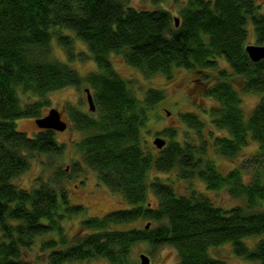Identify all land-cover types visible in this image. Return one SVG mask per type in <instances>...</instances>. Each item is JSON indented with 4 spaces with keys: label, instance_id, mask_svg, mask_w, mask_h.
<instances>
[{
    "label": "trees",
    "instance_id": "obj_1",
    "mask_svg": "<svg viewBox=\"0 0 264 264\" xmlns=\"http://www.w3.org/2000/svg\"><path fill=\"white\" fill-rule=\"evenodd\" d=\"M249 22L256 44L264 45V12L255 0H185L178 25L167 9H138L124 0H0V264H36L41 257L47 264L96 258L135 264L138 243L150 253L174 247L176 264H227L210 249L231 243L237 256L264 264V58L255 62L246 51ZM78 40L85 49H77ZM54 42L68 62L53 56ZM115 54L147 78L171 79L180 68L198 72L201 95L216 102L205 109L208 121L182 112L186 138L180 141L170 128L163 148L146 149L141 131L165 92L150 87L141 106L130 81L115 69ZM88 57L96 69L86 76L69 64ZM83 84L90 85L97 115L70 106L83 132L76 147L97 179L129 205L103 216L81 217L86 209L70 202L65 169L31 187L14 182L34 155L60 156L64 149L56 131L30 133L19 121L44 116L50 93ZM240 91L260 95L247 119ZM22 94L31 100L23 103ZM215 129L226 133L216 135ZM210 141L227 158L256 142L254 156L261 162L251 179L239 168L220 173L208 153ZM154 170H176L180 179H200L211 190L226 186L243 202L227 209L195 190L179 194ZM75 215L78 230L69 235L65 221ZM140 220L147 223L122 227ZM256 236L250 247L245 239ZM36 245L41 252L30 259Z\"/></svg>",
    "mask_w": 264,
    "mask_h": 264
},
{
    "label": "rangeland",
    "instance_id": "obj_2",
    "mask_svg": "<svg viewBox=\"0 0 264 264\" xmlns=\"http://www.w3.org/2000/svg\"><path fill=\"white\" fill-rule=\"evenodd\" d=\"M129 5L138 9H167L171 11L173 19L180 16V11L184 7L185 0H124ZM260 7V11L264 12V0H255ZM256 35L253 30V25L248 23V37L247 44H256ZM77 46L85 49L84 44L78 40ZM53 56L64 62L67 61L64 50L57 44L53 43ZM114 67L117 72L126 80L130 81V86L135 96L140 100L142 106V99L145 98L146 90L150 87L158 88L165 92V99L156 104L150 111L148 123L141 131V140L144 142L146 149H153L157 151L158 148L154 144L156 137H161L168 142L167 132L170 128H175L178 131L177 138L181 141L186 138L188 127L184 125L180 118V113L191 111L200 116L206 122L208 115L205 109L208 110L210 106L216 105V102L207 96H202L199 88L201 80L199 73L187 69H176L171 79H168L164 74H156L151 77L144 76L138 69L129 65L121 55H113ZM77 69L82 76H86L96 69L95 62L90 58L78 59L69 63ZM222 65L225 63L222 62ZM90 87L88 84H83L81 88L75 86H68L60 90L50 93L51 104L44 109L46 115L51 108H57L63 120L67 122V128L64 131H58L57 140L64 145L63 152L60 156H48L46 154H37L30 158V167L21 176L14 179V182L22 187H31L37 184L39 178L46 180L55 170L65 169L70 175V179L64 181V185L68 189L70 202L85 207V212L81 217L103 216L104 214L128 207L129 205L123 200L121 195L113 194L109 189L97 179V173L91 168L87 167L82 159L81 153L78 151L76 144L83 137V132L77 129L74 117H72L70 106L78 108L81 111L96 116L97 113L90 110L87 100L86 88ZM242 99L241 106L244 111L246 119L249 117L251 111L260 99V95L255 92L240 91ZM28 95L22 94V102L28 103L30 101ZM169 113V114H168ZM19 126L22 130L27 132H34L39 129L36 120L33 118H23L19 121ZM211 125L206 124L203 127V135L208 136ZM41 129V128H40ZM189 132L195 133L192 130ZM216 135L226 133L218 129L214 130ZM193 140L197 138H193ZM197 141V140H196ZM209 156L214 159L218 171L222 174H227L230 170L241 169L244 179L249 181L255 172V168L259 166V159L255 158V152L258 145L254 141L246 144L240 152L233 158H227L216 152V148L208 142ZM77 167H75V165ZM154 176H159L162 179H168L173 182L176 191L179 194H189L192 190L201 192L207 195L212 202L219 207L232 208L243 202V198L232 196L227 187H222L220 190H211L207 184L200 179L184 180L180 179L178 172H157L153 171ZM150 200L154 201L153 195H150ZM79 216H74L65 221V227L69 235L74 234L78 230ZM150 222V221H149ZM147 221H138L134 224L123 225L124 228L142 227ZM151 223V222H150ZM259 236L245 239V242L253 247L258 241ZM151 248L143 243H138L134 246L132 252V259L135 264H141V253H146L150 257L149 264H176L178 261L177 251L170 245H164L150 253ZM41 252L39 245L32 248L29 254L30 259H36L37 254ZM213 257L221 258L227 264H258L237 256L232 249V244L227 243L221 246L210 249ZM36 264H47L44 258ZM66 264H110L105 258H96L91 261L72 262Z\"/></svg>",
    "mask_w": 264,
    "mask_h": 264
},
{
    "label": "water",
    "instance_id": "obj_3",
    "mask_svg": "<svg viewBox=\"0 0 264 264\" xmlns=\"http://www.w3.org/2000/svg\"><path fill=\"white\" fill-rule=\"evenodd\" d=\"M176 25L179 24V19L175 18ZM246 51L249 55V57L257 62L264 58V45L259 44H248L246 46ZM87 92V100L90 106L91 110L95 109V104L93 101V97L89 91V89H86ZM169 114V113H168ZM36 124L41 129H52L54 131H64L67 128V122L63 120L61 112L57 108H51L48 113L40 118L36 119ZM154 144L158 148H163L166 144V140L161 137H156L154 139ZM147 227H149V224H147ZM141 258V264H149L150 263V257L146 253L140 254Z\"/></svg>",
    "mask_w": 264,
    "mask_h": 264
}]
</instances>
